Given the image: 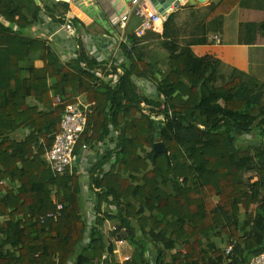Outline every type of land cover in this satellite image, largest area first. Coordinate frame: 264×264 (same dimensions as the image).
Returning <instances> with one entry per match:
<instances>
[{"label":"trees","instance_id":"1","mask_svg":"<svg viewBox=\"0 0 264 264\" xmlns=\"http://www.w3.org/2000/svg\"><path fill=\"white\" fill-rule=\"evenodd\" d=\"M57 5L0 0V264H166L167 252L178 244L185 252L174 254L171 264H225L231 256L214 241L219 233L229 236L228 245L236 244L233 264L264 254V83L239 70L226 76L221 61L193 51L222 32L235 0L192 10L181 23L173 13L162 34L129 36L131 44L120 46L125 61L118 67L90 58L84 49L64 63L53 44L27 33L43 9L63 22L70 4ZM74 21L89 35L108 33L96 23ZM119 67L123 74L112 86L105 79ZM143 81L159 95L150 100L140 87L141 100L164 122L142 113L133 93ZM83 96L95 106L82 140L91 147L115 146L114 165L99 159L89 171L93 213L87 217V183L79 168L60 176L44 161L67 107ZM28 98L42 107H30ZM159 124L171 166L166 155L154 157L152 151ZM76 154H82L81 144ZM252 172L258 179L247 185L244 175ZM112 201L118 216L110 211ZM59 204V215L48 217ZM103 204L108 212L102 213ZM253 206L242 221L241 210ZM114 220L120 225L110 236L132 248L124 263L101 231Z\"/></svg>","mask_w":264,"mask_h":264},{"label":"crops","instance_id":"2","mask_svg":"<svg viewBox=\"0 0 264 264\" xmlns=\"http://www.w3.org/2000/svg\"><path fill=\"white\" fill-rule=\"evenodd\" d=\"M80 1L81 0H73L69 3L71 7V17H75L76 14H79L82 16L81 22L84 25L89 27L96 23L108 32L105 34L89 35L85 30L80 28L79 31L83 36V39L80 41V50L84 49L86 54L92 59L100 62H107V64L114 62L118 67V65L125 61V56L120 47L122 43L120 44L119 39H126L130 45L129 36L136 35L137 30L143 23V18L133 14L124 30L120 27H113L111 25L113 17L122 16L131 10L129 2L125 0H92L90 5L99 8L100 13H102L108 21L107 27L106 25L99 24L94 15L89 16L83 10L74 7L75 2L80 3ZM192 1L194 3H192ZM222 1L223 0H205L203 3H200L198 0H187L188 4L176 12L177 20L181 23L185 15L188 16L184 21L189 19L192 10H204ZM145 2H148V0H145ZM145 2L141 9L137 8L138 12L144 10L145 14H148L150 11L152 12L151 15L156 14L157 10L153 5L149 2L145 4ZM235 2L237 5L224 19L223 30L220 33L223 38V43L221 45L209 44L205 46H194L193 51L200 58L212 57L215 60L221 61L223 64L222 67L225 69L230 71L239 70L259 82L264 83V27H262L264 24V0H235ZM38 6L44 8L42 0H40V5ZM24 14L30 21L32 20L33 17L29 11L25 10ZM3 20L5 21V18ZM60 24L61 22H59L58 19L47 14L43 9L38 23L26 31L32 37L51 43L55 45V50L60 49L61 52L63 51V53L68 55L74 51L75 47L64 35L58 34ZM75 26L77 28L79 25L75 23ZM12 27L17 29L18 26L13 24ZM158 30L160 34L163 33V27H159ZM186 38L187 37H183L182 39ZM155 42L156 41H150V43ZM36 64L37 67H42L41 63L37 62ZM52 82L51 80L49 84H52ZM149 87V85H146L145 89ZM85 99L86 96H83L82 101H85ZM27 104L32 108L42 107L34 98H28ZM23 133L24 132L19 131L18 135L22 136ZM90 160H92V157H90ZM104 161L108 167L110 164L113 165L111 162ZM116 260H119L117 256Z\"/></svg>","mask_w":264,"mask_h":264},{"label":"built area","instance_id":"3","mask_svg":"<svg viewBox=\"0 0 264 264\" xmlns=\"http://www.w3.org/2000/svg\"><path fill=\"white\" fill-rule=\"evenodd\" d=\"M56 1L71 3L73 0H56ZM128 2L130 4L131 10L123 14L122 16L113 17L111 20V25L113 27H120L122 30H124L131 16L133 14H136L143 18V23L136 32V35L140 38L145 37L148 31H153L160 34V31L157 29V24L159 22H162L164 29L165 22L168 20L169 16L181 10L183 7H185L188 4L187 0H185L184 2H179L176 6H171V8L167 10L166 17L161 16L158 12L154 15H151L150 17H147L144 10H140V12H138V9L139 8L141 9L145 0H128ZM75 19L81 21L82 16L76 14L75 17H71L70 12L67 13L61 19L63 22H61L58 29V34L64 35L70 42L73 43V46L75 47L74 51H72L68 55L63 53V51L61 52L60 49L56 50L57 53H59V55L62 57L63 61L68 63L78 58V51L80 50V41L83 39V36L81 35L80 31L75 26V22H74ZM119 42L120 44L126 43L129 45L127 40L124 38L119 39ZM209 42L211 44L221 45L223 43V38L220 34H213L209 37ZM122 74L123 71L119 67L117 74L110 76L105 80H109L108 82H111V85L115 86L118 82L119 77ZM140 85L141 83L137 84V86L141 87ZM146 85L150 86L149 88L146 89V91L149 89L151 91L152 90L157 91L156 86L153 85L151 82L145 81V83L142 84L144 88ZM133 95L140 102V106L145 115L150 113L152 115V119L158 122H164L166 120L165 116L152 113L151 112L152 109L148 107L145 103L143 104L142 103L143 101L138 99V97L135 94V91ZM94 106H95L94 104H90L84 100L82 101V98H79L76 103L69 105L67 107L61 122V132L56 135L55 143L52 150L48 151L44 156V161L50 166L54 174L60 176H63L68 172L73 174L74 169L76 167L79 168L80 174H86L89 173L92 165L95 162H97L99 159L106 160L109 163L110 162L114 163L115 154L111 155L112 153H114L115 150V146L113 144L103 142L100 145L91 147L82 140V136L85 133L88 126L89 115L93 113ZM144 108L146 109V111L144 110ZM79 144H81L82 146V154L80 156L76 154V149ZM88 155H92V156H88ZM90 157H92V160H90ZM92 161L93 163L90 164V167H87L86 164H89ZM82 168H83V172H82ZM62 209H63V205L59 204L56 213L51 214L48 217H53V218L57 217ZM111 244L113 246V254L119 255L121 251L120 245H123L124 243L114 240L111 242ZM235 245H236L235 243H232L231 245H229V248L227 250V254L231 256V259L229 260L230 264L234 263ZM107 255L110 256V254ZM107 255L104 256V259H109L107 258ZM129 259L130 257L125 255V257L121 258L120 263H124ZM249 264H264V254L254 257Z\"/></svg>","mask_w":264,"mask_h":264},{"label":"rangeland","instance_id":"4","mask_svg":"<svg viewBox=\"0 0 264 264\" xmlns=\"http://www.w3.org/2000/svg\"><path fill=\"white\" fill-rule=\"evenodd\" d=\"M43 4L45 7H50L52 9H56L57 8V2L56 0H42ZM59 9V7H58ZM188 16V15H187ZM187 16L185 15L183 17V22H184V19H187ZM55 46V45H54ZM53 47V46H52ZM161 67H163V69H167L168 66L166 65L165 62H161ZM221 71L223 74H226V76H228L227 74H230L232 71L228 70V69H225L223 67H221ZM145 83V81H143ZM140 84V83H139ZM141 87L144 88V86H142V84L140 85ZM135 88V87H134ZM139 89H136L135 88V94L136 96L138 97L139 100H141V94H140V87H138ZM146 97L150 100H155L156 97H158V90L157 91H151L150 89L146 91V89L144 88L143 91H142ZM83 99V98H82ZM86 100V99H85ZM142 101V100H141ZM143 104L145 103L144 101L142 102ZM263 103H264V100H263ZM146 104V103H145ZM144 110L146 111V109L144 108ZM143 113V112H142ZM144 114V113H143ZM244 139L248 140V141H254L256 139V136H246L244 137ZM242 139V141L239 142L240 145H242V143L245 142V140ZM151 151L150 148H147V152ZM141 155H145L144 153L141 152ZM92 162H90L89 164H86L87 167H90V164H92ZM114 165V164H113ZM82 172H83V168H82ZM81 177L82 179L84 180L86 184L85 186V193H84V202H85V206H84V213L86 214V217L90 214V213H93V206H92V203L91 201L89 200V196H90V193L88 191V179H89V173H86V174H81ZM258 179V175L254 172L252 173H246L244 175V180L245 182L247 183V185H251L252 183L256 182ZM0 185H1V182H0ZM215 201L218 202L219 201V198L216 197L215 198ZM111 205H112V209L111 213L113 214V216H118V211H119V207H118V204L115 202V201H112L111 202ZM253 210L249 211V212H246L244 210H241V219L242 221L246 218V217H249L250 215H252L254 209H255V206H253L252 208ZM104 212H108V206L106 204H103L102 206V213ZM124 217V216H123ZM120 225V221H117V220H114V221H108L105 223V225L101 228V231L102 233H104V235L106 236L107 240H109L108 242H111L113 241L114 239L110 236L112 235L111 233H114L115 232V229ZM132 225L133 227H135L137 230H140V226L138 224V222L135 220L132 222ZM125 230H123L122 233H125L124 232ZM140 232V231H139ZM139 237L140 236V233H139ZM111 238V239H110ZM113 239V240H112ZM218 245L219 247L222 249V250H225L227 252L228 248H229V236H226V235H223L221 233L217 234V236L215 237V240H214ZM242 246V248H244V244H240ZM131 245H128L127 243L123 244V245H120V253L119 255L117 254H114L115 258L116 256L118 257V261L121 260V258L125 257V253L129 252V251H132V248L130 247ZM185 252L183 251V247L181 246V244H178V247L176 250L174 251H171V252H167V258H166V264H171L172 263V257L174 254L178 253V252ZM124 253V254H123ZM131 253V252H130ZM123 256V257H122ZM149 257L150 259H153L155 261V257L153 256V252L151 251V253L149 254ZM107 258H110V256L107 255ZM225 264H230L229 260L227 259L226 263Z\"/></svg>","mask_w":264,"mask_h":264},{"label":"water","instance_id":"5","mask_svg":"<svg viewBox=\"0 0 264 264\" xmlns=\"http://www.w3.org/2000/svg\"><path fill=\"white\" fill-rule=\"evenodd\" d=\"M38 5H40V0H35ZM88 1V2H87ZM128 2V0H125ZM185 0H148V2L153 5V7L157 10V12L161 15L166 17L167 16V10L171 8V6H176L179 2H184ZM205 0H198V2L203 3ZM92 0H81L80 3L75 2L74 7H78L80 10H83L87 15L91 16L94 15L97 19L98 23L101 25H106L108 27V21L103 16L102 13H100V10L98 7H94L93 5H90ZM87 3V5H86ZM192 3H194L192 1ZM98 17V18H97ZM259 121H257L253 128H256ZM164 129L163 124H159L157 128V133L155 137V144L152 148V151L154 152V157L158 156L159 154L166 155L168 159V163L171 166V158L169 155V152L162 141V130ZM250 145H257V143H249Z\"/></svg>","mask_w":264,"mask_h":264},{"label":"bare ground","instance_id":"6","mask_svg":"<svg viewBox=\"0 0 264 264\" xmlns=\"http://www.w3.org/2000/svg\"><path fill=\"white\" fill-rule=\"evenodd\" d=\"M146 3H148V2H145V4H146ZM151 13H152L151 11L148 12V14H146V16L150 17V16H151ZM159 27H163L162 22H159V23L157 24V29H158Z\"/></svg>","mask_w":264,"mask_h":264}]
</instances>
